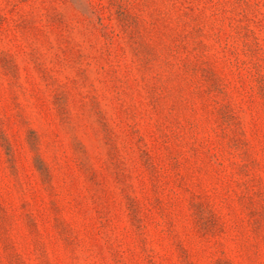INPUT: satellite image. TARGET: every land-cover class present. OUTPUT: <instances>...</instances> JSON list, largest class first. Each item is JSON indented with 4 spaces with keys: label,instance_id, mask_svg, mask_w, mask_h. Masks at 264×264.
I'll use <instances>...</instances> for the list:
<instances>
[{
    "label": "rangeland",
    "instance_id": "obj_1",
    "mask_svg": "<svg viewBox=\"0 0 264 264\" xmlns=\"http://www.w3.org/2000/svg\"><path fill=\"white\" fill-rule=\"evenodd\" d=\"M0 264H264V0H0Z\"/></svg>",
    "mask_w": 264,
    "mask_h": 264
}]
</instances>
